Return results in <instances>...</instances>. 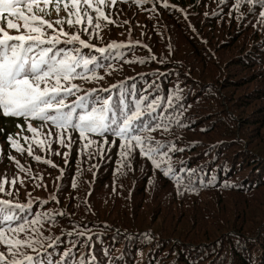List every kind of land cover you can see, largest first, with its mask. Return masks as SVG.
Masks as SVG:
<instances>
[{
    "label": "snow or ice",
    "instance_id": "obj_1",
    "mask_svg": "<svg viewBox=\"0 0 264 264\" xmlns=\"http://www.w3.org/2000/svg\"><path fill=\"white\" fill-rule=\"evenodd\" d=\"M199 3L194 0V4L184 7L169 0H0V116L23 121L15 125V134L0 128L8 146L7 152L0 147V163L14 168L11 178L0 175V264H115L109 251L103 252L104 260L96 256L94 246L101 232L83 221H77L67 232L60 227L61 221L71 222L76 213L94 214L86 202L91 185L85 196L79 195L78 181L84 171L79 163L67 185L71 191L63 197L65 206L59 207L66 189L65 168L52 157H60L66 166L74 145L76 159L83 157L84 163L106 157L111 160L114 154V175L127 176L137 169L143 172L145 167L159 172L173 183L177 196L198 195L204 188L203 168L184 166L183 154L188 145L182 143L181 130L190 128L193 120L185 115L192 108L188 103L192 90L187 82L173 84L161 93V74L157 72L156 78L139 92L133 77L100 86L106 76L122 72L125 65L166 62L142 41H105L104 33L110 34L112 27L126 29L130 36L132 17L117 19L126 9L136 16L146 15L153 31L159 29L161 35L167 26L161 24L159 10L176 14L188 24L192 35L207 45L188 19L190 9ZM221 6L228 8L231 20L244 25L251 18L253 30L264 32V0H217L218 11L212 12L213 16L224 14ZM135 26L147 35L145 24ZM137 46L149 55L127 58L128 50ZM205 51L212 55L209 49ZM184 75L186 80L190 78V72ZM76 80L95 86L83 87ZM129 80L133 81L130 87ZM117 89L118 98L100 94ZM193 101L198 102L199 95ZM25 129L28 134L21 135ZM13 152L37 167L22 163ZM40 165L57 170L58 175L49 172L46 178ZM99 166L92 163L87 170ZM207 183L211 185L212 181ZM153 184V178L146 177V187ZM21 190L25 202L19 200ZM39 191L46 193V198L33 196ZM53 204L56 207H50ZM57 229L59 235L48 234ZM141 235L149 242L153 239L148 232ZM61 236L67 238L66 245L53 255L55 247L63 242ZM215 259L210 248H204L192 264L205 260L215 264ZM148 264L159 261L149 259Z\"/></svg>",
    "mask_w": 264,
    "mask_h": 264
},
{
    "label": "trees",
    "instance_id": "obj_2",
    "mask_svg": "<svg viewBox=\"0 0 264 264\" xmlns=\"http://www.w3.org/2000/svg\"><path fill=\"white\" fill-rule=\"evenodd\" d=\"M169 3L186 7L194 4V0H169ZM214 11H218L217 0H200L198 6L190 9L188 17L199 37L208 41L207 45L192 35L182 18L163 9L159 10L160 20L167 27L162 35L159 29L153 31L146 15L136 16L127 9L117 19L132 17L130 36L126 29L115 27L110 34L104 33L106 42L110 39L142 41L151 48L152 54L166 62L125 65L122 72L106 76L101 87L133 77L139 92L156 78L157 72L161 74V93L173 84L187 82L192 90L188 96L192 108L185 115L193 120L190 128L181 130L182 143L188 145L183 154L184 166L203 168L205 186L198 195L177 196L173 183L159 172L153 173L145 167L143 172L137 169L127 176L114 175L117 159L114 154L111 160L106 157L103 161L84 163L83 157L76 159L75 145L66 166L60 157H52L65 168L66 189L60 196L61 208L65 206L64 195L71 191L67 185L75 175L76 165L79 163L84 169L78 181L79 195L85 196L91 185L92 192L86 202L94 214L76 213L71 222L61 221L60 227L67 232L77 221H83L89 228L101 232V239L94 246L99 260L105 259L104 251H109L115 264H148L149 259H156L159 264H192L204 248H210L215 264H264V32L253 30L251 18L244 25L231 20L226 7L219 17L212 15ZM205 12L209 13L207 17ZM137 23L146 25L147 35L135 26ZM147 55V50L139 46L127 52L129 59ZM186 72H190L187 80ZM75 82L83 87L95 86L80 80ZM127 83L130 87L133 81ZM116 92L118 89L100 94L118 98ZM196 95H199L198 102L193 101ZM17 123L23 124V121L0 116V128L5 132L15 134ZM202 128L209 130L201 131ZM27 134L25 129L21 135ZM0 147L7 152L2 134ZM12 155L18 156L15 152ZM18 158L22 163L31 164L33 169L37 167L26 157ZM92 163L100 165L93 170L95 176L87 170ZM39 167L44 169L46 178L49 172L58 175L57 170ZM13 172L11 165L0 163V175L11 178ZM148 176L154 184L146 187ZM208 180L212 181L211 185ZM226 184L230 187H225ZM48 189L52 191L50 183ZM33 196L46 198V193L34 192ZM19 200H26L23 190ZM145 232L153 237L150 242L142 237ZM48 234L59 235V230ZM61 240L53 255L63 251L67 238L61 236ZM202 264H208V260Z\"/></svg>",
    "mask_w": 264,
    "mask_h": 264
},
{
    "label": "rangeland",
    "instance_id": "obj_3",
    "mask_svg": "<svg viewBox=\"0 0 264 264\" xmlns=\"http://www.w3.org/2000/svg\"><path fill=\"white\" fill-rule=\"evenodd\" d=\"M77 83H79V82H77Z\"/></svg>",
    "mask_w": 264,
    "mask_h": 264
}]
</instances>
